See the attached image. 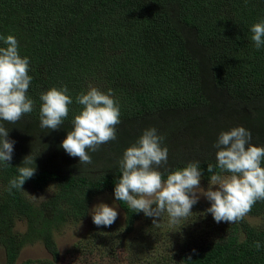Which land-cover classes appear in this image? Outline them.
I'll list each match as a JSON object with an SVG mask.
<instances>
[{
	"label": "trees",
	"instance_id": "obj_1",
	"mask_svg": "<svg viewBox=\"0 0 264 264\" xmlns=\"http://www.w3.org/2000/svg\"><path fill=\"white\" fill-rule=\"evenodd\" d=\"M261 21L264 0H0V36L13 35L21 57L30 59L28 96L34 101L33 112L16 124H0L17 140L30 141L37 168L23 189L9 193L24 157L0 163V264H16L21 251L37 243L53 260L23 264H57L55 232L87 218L99 193L114 195L122 176L118 162L145 129L155 127L165 137V179L199 161L202 180L210 181L208 164L217 163L213 145L233 127L250 130L251 143L264 146V47H254L250 31ZM65 85L73 98L68 118L59 130L41 129L40 94ZM90 86L112 90L121 122L117 139L90 151L92 164L81 165L61 144L82 110L75 98ZM37 148L45 152L43 161ZM50 186L54 192L43 202L28 199V190L43 193ZM117 203L132 231L144 213ZM209 207L198 202L172 226L173 264H264V201L234 224L215 222Z\"/></svg>",
	"mask_w": 264,
	"mask_h": 264
},
{
	"label": "clouds",
	"instance_id": "obj_2",
	"mask_svg": "<svg viewBox=\"0 0 264 264\" xmlns=\"http://www.w3.org/2000/svg\"><path fill=\"white\" fill-rule=\"evenodd\" d=\"M251 41L259 50L264 47V21L251 26ZM6 47H0V121L16 124L33 112L34 101L28 96L32 81L29 75L30 59L21 57L17 39L13 35L0 36ZM42 101L40 128L59 130L68 118L73 98L67 86L53 87L40 94ZM82 106L72 120V129L61 147L71 157H78L81 165L92 164L89 152L117 139L120 124V107L111 89L107 93L91 87L76 96ZM165 137L155 127L145 129L138 140L128 147L119 163L122 176L114 195L133 212H143L156 218L167 214L169 224L175 225L192 214V208L201 196L211 202L206 211L215 222L238 223L252 210L258 201H264V146L251 143L252 133L243 126L222 131L213 147L216 149L215 165L209 163L210 181L207 190L201 187L203 170L200 162L168 172L166 179L160 171L168 164V148L163 146ZM15 141L9 139V129L0 124V163L10 164ZM36 157L32 154L18 167V175L9 181L7 191L23 189L25 182L36 173ZM218 169V170H217ZM93 223L110 227L118 218L115 207L105 203L91 210ZM254 248L259 251L261 243ZM195 251V250H194Z\"/></svg>",
	"mask_w": 264,
	"mask_h": 264
},
{
	"label": "rangeland",
	"instance_id": "obj_3",
	"mask_svg": "<svg viewBox=\"0 0 264 264\" xmlns=\"http://www.w3.org/2000/svg\"><path fill=\"white\" fill-rule=\"evenodd\" d=\"M9 139L16 142L13 155L17 154L18 158H25L30 154L35 156V149L29 147L30 141L17 140L12 131H9ZM36 151L37 157L43 161L44 150L37 148ZM208 185L209 181L201 179L203 189L207 190ZM54 189V186H50L43 193L30 189L27 192L28 199L39 204L52 195ZM198 202L209 203L210 201L201 196ZM100 203L115 207L118 212V218L109 231L93 223L91 210ZM156 220L159 223L158 226L153 224L152 217L141 216L134 222L133 230H128L126 214L114 195L107 191L101 192L93 198L87 218L62 226L55 232V241L60 252L57 264H173V256L177 250L174 232H171L173 225L169 224L166 213ZM17 229L24 232L25 222H19ZM111 238H115L114 243L108 241ZM89 242L93 243L91 247ZM48 260L53 258L42 243H37L26 246L21 251L16 264ZM0 261L5 262V252L1 246Z\"/></svg>",
	"mask_w": 264,
	"mask_h": 264
}]
</instances>
